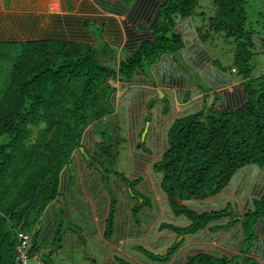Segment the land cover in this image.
Wrapping results in <instances>:
<instances>
[{
  "label": "trees",
  "instance_id": "obj_1",
  "mask_svg": "<svg viewBox=\"0 0 264 264\" xmlns=\"http://www.w3.org/2000/svg\"><path fill=\"white\" fill-rule=\"evenodd\" d=\"M211 1V30L206 34L224 33L239 41L231 70L243 76V85L229 94L235 106H213L209 112L178 118L170 127L168 146L155 167L177 217L164 227L178 235L164 254L153 253L149 257L154 260H167L171 250L183 244L184 241L176 243L180 235H196L225 215H229V222L216 226L214 231L241 224L245 239H252L248 249L254 238L260 239L257 227H264V73H252L250 48L254 45V31L247 28L245 0ZM198 4L199 0L163 1L152 22L143 26L154 37L119 59L116 67L103 63L99 47L87 43L50 39L0 42V264H18V232L33 231L49 203L59 198L61 171L73 152L83 146L86 128L116 112L113 82L130 81L145 64H153L162 55H177L185 47L180 20L195 19L194 15L205 20L204 12L196 13ZM51 112L55 117L42 130L46 131L45 142L32 143L31 126L39 125L41 117ZM138 125L133 123L132 129ZM139 136L130 143L139 141ZM22 150L30 152L33 158L24 178L15 180L17 189L12 191L7 182L16 173ZM90 159L93 160L91 156ZM257 167L262 174H256ZM243 168L246 171L240 178L261 180L255 198L245 194L244 203L234 199L236 208L227 206L218 211H198L178 203L205 199L230 189ZM233 209L241 212L237 214ZM238 236L240 232L233 238ZM244 252L229 256L199 249L176 264H256L249 260L256 257L247 253L243 258ZM44 261L54 264L48 259ZM121 264L131 263L122 259Z\"/></svg>",
  "mask_w": 264,
  "mask_h": 264
},
{
  "label": "crops",
  "instance_id": "obj_2",
  "mask_svg": "<svg viewBox=\"0 0 264 264\" xmlns=\"http://www.w3.org/2000/svg\"><path fill=\"white\" fill-rule=\"evenodd\" d=\"M163 1L0 0V42L50 39L100 47L103 41L108 40L118 45L121 59L135 51L143 41L154 37L153 32L143 26L152 22ZM179 27L185 38V47L177 53L180 59L176 58V54H166L151 64L155 82L146 80L142 75L134 76L129 83L113 82L119 88L115 105L127 109L128 129L132 137L141 133L145 124V109L157 95V89L164 91L160 94L161 99L154 100L149 118V150H139V141H129L132 166L127 176L132 184H127L115 173H110L107 180L105 174L108 171L103 166L90 165L87 157L91 155L84 150L87 144L86 150L92 151L94 131L91 126L86 130L83 151H74L70 162L61 171L59 197L64 198L65 204L59 199L49 203L31 231L34 241L32 251L36 256L41 258L54 251L57 254L65 251L70 261L76 258L84 244L92 240L108 248L104 264H121L122 259L131 264H176L199 249L224 252L229 256L243 251L245 233L241 224L214 231L216 226L229 222V215L214 220L196 235H180L183 244L175 246L167 260H154L138 251V247L144 245L153 253L164 254L178 235L164 227L177 217L172 200L161 188V174L155 170V164L168 146L170 127L178 118L199 111L209 112L213 106L217 109L235 106L229 94L243 85L242 80L234 79L217 65L198 20H180ZM107 45L111 46L109 42ZM121 49L127 53L123 55ZM165 105H170V108L167 110ZM133 123L139 125L132 129ZM257 168L258 172L253 168L252 172L262 174L261 168ZM245 171L243 168L238 172L228 190L223 189L205 199L182 201L183 204L179 200L178 203L198 211L224 210L227 206L236 208L231 192L240 196L250 194V198L258 196L255 195L258 183L254 186L253 179L240 178ZM139 193L145 197L142 201ZM244 201L243 197L241 202ZM235 210L237 214L241 212ZM136 213L140 214V219ZM256 231L260 239L252 245L248 254L258 258L256 264H264V247L260 243L264 242V227L261 229L258 226ZM238 232L240 236L233 238ZM205 235H209L210 242L200 246L195 239Z\"/></svg>",
  "mask_w": 264,
  "mask_h": 264
},
{
  "label": "rangeland",
  "instance_id": "obj_3",
  "mask_svg": "<svg viewBox=\"0 0 264 264\" xmlns=\"http://www.w3.org/2000/svg\"><path fill=\"white\" fill-rule=\"evenodd\" d=\"M7 1V0H6ZM212 1L211 0H199V4L196 8V13L201 15L203 12L205 15V22L204 19H201L198 15L195 16V20L199 21V25L201 23H206V26H202V34L205 37V39H208L207 44L211 48L217 65H220L224 70H226L234 79L244 80L243 76L240 73L233 72L231 70L232 65L235 64V51H237V46L239 41H237L234 36H226L224 33H210V36H207L206 32H208L210 29L209 27V19L212 14L209 13L211 7H212ZM247 13H248V20H247V28L254 31V33L251 35L253 38L254 45L250 48L251 53L253 54L251 57V65H252V73L254 76H259L262 73H264V0H245ZM251 26V27H249ZM97 29V26L94 25V30ZM96 33L99 35L100 32L96 31ZM111 45L108 46L107 44ZM101 43V42H100ZM123 55L127 53L126 50L121 49ZM99 51L101 54V61L111 67H116L117 62L119 60V54L121 53L119 51V47L117 44L112 43L111 41H103L101 43V46L99 47ZM107 55V57H106ZM180 55L177 54L176 58L180 59ZM117 61V62H116ZM182 63V61L180 60ZM151 64L147 63L145 64V67L143 69H140L138 71L139 74L142 75L144 78L148 81L155 82V75L151 73ZM192 74V71L189 72ZM134 77V78H135ZM196 78V77H194ZM111 82H113L112 79H110ZM117 83H120V80H116ZM133 81V80H132ZM122 83H129V81L123 80ZM201 81L199 82V84ZM116 88V93L119 91V88L116 87V84H113ZM204 85V84H202ZM123 92V89H120ZM164 93V91L159 88L157 89V95L152 98L148 105L146 110V115L144 116L145 121V129L142 132V134H139V141L140 144H138V149H148L149 146V118L151 115V111L154 108V100L161 99L160 94ZM167 110L170 108V105H165ZM217 108V106H216ZM222 109V108H220ZM55 115L54 112L44 114L41 117V121L39 125L31 126V142L36 143L40 142V144H43L45 142V136L46 131L42 133V130H46L52 120L54 119ZM128 116H127V109L126 108H120L119 106H116V112L112 116H105L93 123V131H94V140H92L93 147L92 151H89V149L86 150L87 144H85L83 141L85 140V136L87 134V131L84 132V135L82 137V143L85 144V150L87 151L93 158V160H90V157H87L88 162H90V165H97L100 164L105 168V170L108 171V174H105V178L109 180L110 173H115L121 176V178L127 183L132 184V182L128 179L127 172L130 170L132 166V155L129 152L128 146L130 138H136L135 136H131V132L128 129ZM91 126H88L86 130H89ZM41 135L42 139L40 138ZM137 136V137H138ZM81 152L83 151V147L80 148ZM33 158L32 154L28 151L22 150L19 154V161L16 163V173L13 172V177L10 179V181L7 182V187L10 188L12 191H15L17 189L15 181L16 179H23L26 175L30 164H28L29 161H31ZM156 170V167H155ZM157 171V170H156ZM254 182V186L260 185L261 180L257 179ZM257 186V189H258ZM131 187V186H130ZM256 189V190H257ZM230 194V193H229ZM234 199L241 200L242 196H240L239 193H233L231 192ZM141 198H145L144 195L138 194ZM142 201V200H141ZM61 202V201H60ZM146 203V202H145ZM180 203L183 204L181 201ZM239 205H241L239 203ZM139 216L140 214L136 213ZM114 218V217H113ZM112 218V219H113ZM110 228V225H109ZM65 230V226L63 227ZM256 234L259 235L258 231H256ZM144 236V235H143ZM146 236H148V233H146ZM209 235H205L204 237H198L195 240L196 243L200 244V246L205 245L207 242H210L208 239ZM248 234H246V237ZM142 237V235L140 236ZM257 238L253 239V242H256ZM252 239H245L242 242V250H245L244 254H247L249 249V244ZM181 236L177 239L176 243H180ZM212 241V240H211ZM253 243V244H254ZM262 244V241L260 242ZM79 252L76 254V258H73L69 261V257L65 251L59 252L60 254H57L58 252L50 253L47 256H42L41 259L45 260L48 259L50 261H54V264H104V260L107 256L108 248L106 246H103L101 243L99 244V241L92 240L91 242H88L84 244V247L78 250ZM138 251L140 253H143L145 256L150 257L153 255V252L145 248V246L138 247ZM264 256V254L262 255ZM245 258V255L243 256ZM75 259V260H74ZM250 261H256L258 258H251ZM260 261V260H259ZM243 262V259H241V263ZM35 260L32 259L29 264H34Z\"/></svg>",
  "mask_w": 264,
  "mask_h": 264
},
{
  "label": "built area",
  "instance_id": "obj_4",
  "mask_svg": "<svg viewBox=\"0 0 264 264\" xmlns=\"http://www.w3.org/2000/svg\"><path fill=\"white\" fill-rule=\"evenodd\" d=\"M18 244L16 246V261L18 264H29L32 259L34 264H48L39 256L31 253L33 233L27 231H19L17 234Z\"/></svg>",
  "mask_w": 264,
  "mask_h": 264
},
{
  "label": "water",
  "instance_id": "obj_5",
  "mask_svg": "<svg viewBox=\"0 0 264 264\" xmlns=\"http://www.w3.org/2000/svg\"><path fill=\"white\" fill-rule=\"evenodd\" d=\"M59 200L61 201V203L64 205L65 204V201H64V198L63 197H59ZM64 210L66 211V208H64Z\"/></svg>",
  "mask_w": 264,
  "mask_h": 264
},
{
  "label": "clouds",
  "instance_id": "obj_6",
  "mask_svg": "<svg viewBox=\"0 0 264 264\" xmlns=\"http://www.w3.org/2000/svg\"><path fill=\"white\" fill-rule=\"evenodd\" d=\"M59 199V198H58Z\"/></svg>",
  "mask_w": 264,
  "mask_h": 264
}]
</instances>
